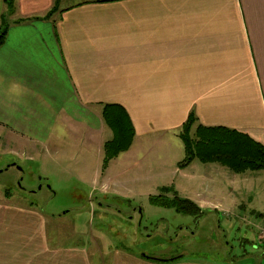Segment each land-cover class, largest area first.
I'll return each mask as SVG.
<instances>
[{
	"label": "crops",
	"instance_id": "0c3cea01",
	"mask_svg": "<svg viewBox=\"0 0 264 264\" xmlns=\"http://www.w3.org/2000/svg\"><path fill=\"white\" fill-rule=\"evenodd\" d=\"M5 10L0 0V23ZM106 103L125 106L136 132L118 175H140L142 149L179 136L191 112L264 145V0H17L0 47V136L33 155L63 149L61 133L80 129L87 146L101 148ZM96 175L109 190L110 163ZM47 223L37 208L0 202V264H91L82 247L51 250ZM19 228L29 233V253L18 252ZM117 254L125 264H210Z\"/></svg>",
	"mask_w": 264,
	"mask_h": 264
},
{
	"label": "rangeland",
	"instance_id": "374dc122",
	"mask_svg": "<svg viewBox=\"0 0 264 264\" xmlns=\"http://www.w3.org/2000/svg\"><path fill=\"white\" fill-rule=\"evenodd\" d=\"M103 123L99 137L112 138L113 131ZM61 134L63 149L47 147L33 155L0 136V202L42 211L47 216L51 250L82 247L89 252L91 264H125L117 250L142 259L145 253L210 264H264V218L257 215L264 208V170L235 173L221 163L199 159L184 170V143L169 133L155 139V144L162 139L165 146L142 149L145 169L140 175L134 171L136 175H118L126 168L125 153L110 162L114 175L108 190L96 180L103 166V147L87 146L80 129ZM131 151V158L139 156L134 147ZM245 175L262 177L253 179V185L250 179L236 185L235 179ZM95 180L99 183L94 184ZM163 186L171 187L165 193L169 197L194 201L202 197L212 205L194 215L153 203L150 197L164 193ZM19 220L28 225L29 213L19 211ZM17 243L19 253H29L26 228L18 229ZM160 262L165 261L153 263Z\"/></svg>",
	"mask_w": 264,
	"mask_h": 264
},
{
	"label": "trees",
	"instance_id": "16d2710c",
	"mask_svg": "<svg viewBox=\"0 0 264 264\" xmlns=\"http://www.w3.org/2000/svg\"><path fill=\"white\" fill-rule=\"evenodd\" d=\"M4 1L6 10L2 14L0 23V47L5 42L10 18L16 10L17 0ZM53 11L54 9L49 14L51 15ZM102 117L105 124L113 131V137L106 140L103 147V170H105L112 159L131 148L136 132L127 109L120 103L104 104ZM179 137L185 146L186 155L181 163L185 166L193 160L199 159L205 163H221L235 173L247 170H264V145L261 142L249 134L235 129L203 125L199 123L194 112H191L188 119L182 124ZM161 189L164 193L150 197L153 203L173 207L183 214L199 215L202 213V208L194 200L179 195L167 196L165 193L171 190L170 186H163ZM259 214L263 216L262 213ZM178 258L179 256L165 262Z\"/></svg>",
	"mask_w": 264,
	"mask_h": 264
},
{
	"label": "water",
	"instance_id": "95a60500",
	"mask_svg": "<svg viewBox=\"0 0 264 264\" xmlns=\"http://www.w3.org/2000/svg\"><path fill=\"white\" fill-rule=\"evenodd\" d=\"M21 169V167H19ZM20 184V183H19ZM142 256L148 258V259H153V260H157V261H168V260H173L178 256L172 257V258H156V257H151L145 253L142 254Z\"/></svg>",
	"mask_w": 264,
	"mask_h": 264
},
{
	"label": "clouds",
	"instance_id": "9594fccd",
	"mask_svg": "<svg viewBox=\"0 0 264 264\" xmlns=\"http://www.w3.org/2000/svg\"><path fill=\"white\" fill-rule=\"evenodd\" d=\"M13 88H14V89H18L19 86H18V85H13Z\"/></svg>",
	"mask_w": 264,
	"mask_h": 264
}]
</instances>
